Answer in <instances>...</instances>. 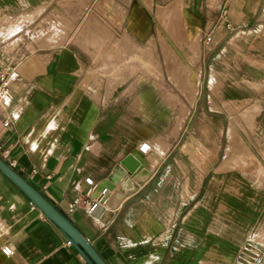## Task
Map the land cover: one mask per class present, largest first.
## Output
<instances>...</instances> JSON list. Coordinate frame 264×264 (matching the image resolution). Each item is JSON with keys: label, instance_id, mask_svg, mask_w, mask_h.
I'll use <instances>...</instances> for the list:
<instances>
[{"label": "crops", "instance_id": "1", "mask_svg": "<svg viewBox=\"0 0 264 264\" xmlns=\"http://www.w3.org/2000/svg\"><path fill=\"white\" fill-rule=\"evenodd\" d=\"M111 1L107 7L99 0H0V158L64 213L107 264H264V171L250 168L249 158H240V167L226 163L230 131L231 158L237 150L232 117L241 140L243 129L252 133L250 122L264 142V0H145L148 6L129 0L126 8ZM177 2L191 35L205 31L210 40L201 41L196 62L206 90L188 105L176 93L182 107L177 102L170 135L168 120L158 115L167 90L151 78L134 92L95 87L84 49L68 38L56 43L62 33L51 21L92 13L110 20L113 33L122 26L121 37L138 47L130 39L153 37L152 13ZM52 31L53 43L35 41ZM87 34L105 33L93 21ZM156 135L159 144L150 141ZM201 149L206 155L196 164L190 151ZM128 154L140 168L108 191L95 214L69 211ZM67 242L0 172V264H87ZM4 245L12 255L2 254Z\"/></svg>", "mask_w": 264, "mask_h": 264}, {"label": "rangeland", "instance_id": "2", "mask_svg": "<svg viewBox=\"0 0 264 264\" xmlns=\"http://www.w3.org/2000/svg\"><path fill=\"white\" fill-rule=\"evenodd\" d=\"M107 1L113 2L111 0H99V3L108 7L111 4L106 5ZM114 1L119 3L118 0ZM128 3L129 0H122L124 8L132 4V2ZM142 3L148 6L145 0H142ZM61 7L65 8L68 6L62 5ZM94 17H96L94 14L89 13L85 19L70 21L66 18L61 19L58 17L55 22L54 20L51 21V25L54 28L53 31L62 33L56 37L55 42L59 43L62 38H68L71 40L70 43L84 49L83 53L88 57L89 62L87 68L88 74L96 76L95 87L101 88L107 94L112 90L121 92L128 86L125 91L134 92L135 88L145 83V78H151L152 85L157 87V89L167 90L169 92L167 106L158 115L162 120H168L170 127H172L170 135H173L179 117L176 110L177 102L182 107V102L178 100L176 93L184 94L186 97L185 104L188 105L192 103V96L195 92L198 93L200 91L203 93L206 90L205 78H202L200 82L201 77L196 67V62L201 45L203 44L201 41H205L204 37L207 33L198 30L196 35H191L190 24L185 18L184 7L182 3L177 2L166 7H159L158 10L152 13L151 31L153 37H150L147 42L130 39L138 47H133L130 43L122 46V48H116L113 46V42L124 33V31H120L122 26H120L121 29L114 28L117 31L115 32L117 34H115L112 29H109L110 20L105 19V21H102ZM93 21L105 33L101 38L96 35L87 34L89 22ZM116 22L113 20L115 26ZM69 30H71V33L68 36L66 32ZM53 31L49 36L47 34L45 37H35V41L40 40L42 43H53L54 40L52 38L50 42L48 41L51 35L54 34ZM183 47L187 48L188 51H182ZM130 79H133L135 84H130ZM255 112L256 110H251L249 118ZM234 123L238 127H241V125L239 120L232 117L230 130L233 127L234 134L237 136V150L233 158L229 155L230 157L226 163L232 167H240L239 159L249 158L250 161H254V163L248 164L250 168L258 167L259 170L264 171V147H255V142L258 144L264 143L262 141L263 138H261L262 135L254 132L253 123L245 122L252 133H247L243 129L241 140L236 132ZM150 141L156 144L160 142L158 135L151 138ZM150 141L147 144H152ZM239 145L241 146L240 148ZM190 153L193 156L196 155V164L203 163L206 155L205 150L190 151ZM257 161H260L261 166H258ZM200 166L202 167V165Z\"/></svg>", "mask_w": 264, "mask_h": 264}, {"label": "water", "instance_id": "3", "mask_svg": "<svg viewBox=\"0 0 264 264\" xmlns=\"http://www.w3.org/2000/svg\"><path fill=\"white\" fill-rule=\"evenodd\" d=\"M140 166L141 162L134 155H126L114 167L109 179L93 188L90 197L98 199L102 204L108 191L112 190L127 172L131 174ZM0 172L57 228L87 264H107L69 218L1 158Z\"/></svg>", "mask_w": 264, "mask_h": 264}, {"label": "built area", "instance_id": "4", "mask_svg": "<svg viewBox=\"0 0 264 264\" xmlns=\"http://www.w3.org/2000/svg\"><path fill=\"white\" fill-rule=\"evenodd\" d=\"M204 40L209 41L210 37L208 35H205ZM149 149H150L149 144L144 143L140 146V150L142 152H146ZM85 180L90 186L93 185V182L91 179L87 178ZM102 193H104V191ZM100 206H101V203L99 202L98 199H93L89 196H79L70 202L68 208H69V211L81 210L86 215L91 216L98 211ZM67 243L69 244V242ZM1 252L5 256H10L13 253V249L9 245H4L1 247Z\"/></svg>", "mask_w": 264, "mask_h": 264}, {"label": "bare ground", "instance_id": "5", "mask_svg": "<svg viewBox=\"0 0 264 264\" xmlns=\"http://www.w3.org/2000/svg\"><path fill=\"white\" fill-rule=\"evenodd\" d=\"M55 32V31H54ZM50 35V34H49ZM48 35V36H49ZM51 37H52V35H51ZM49 39H51V38H49ZM53 39V38H52ZM129 39H128V37L126 36V35H123L117 42L120 44V46H121V48H122V46H125V45H127V44H130V42L128 41ZM232 141H234V135H233V133L230 131V137H229V147H230V153H231V156H232V153H233V149H234V146H233V142ZM229 150V149H228ZM227 151V150H226ZM230 157V156H229ZM228 157V158H229ZM226 161H228V160H226ZM196 179V178H195Z\"/></svg>", "mask_w": 264, "mask_h": 264}]
</instances>
